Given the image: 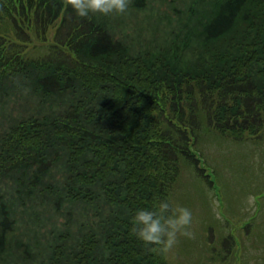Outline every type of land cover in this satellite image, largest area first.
I'll use <instances>...</instances> for the list:
<instances>
[{"label": "trees", "instance_id": "obj_1", "mask_svg": "<svg viewBox=\"0 0 264 264\" xmlns=\"http://www.w3.org/2000/svg\"><path fill=\"white\" fill-rule=\"evenodd\" d=\"M189 2L191 22L150 48L66 0H0V95L31 101L0 137V167L30 175L18 186L62 226L38 264H169L131 234L136 210L173 200L184 160L213 187L202 132L264 139V0Z\"/></svg>", "mask_w": 264, "mask_h": 264}, {"label": "rangeland", "instance_id": "obj_2", "mask_svg": "<svg viewBox=\"0 0 264 264\" xmlns=\"http://www.w3.org/2000/svg\"><path fill=\"white\" fill-rule=\"evenodd\" d=\"M135 1H143L146 6L137 8ZM189 1L129 0L123 15L89 17L104 23L114 38L128 47L152 48L157 45L152 41H160L166 32L171 34L191 22L190 9L194 5ZM30 103L26 106L17 96L4 99L0 95V137L26 116ZM197 149L214 185H207L186 160L182 161L172 199L192 210L195 238H181L167 255L169 264H264V139L234 142L213 132H202ZM58 171H51L49 178L56 177ZM6 172L0 167V225L2 219H12L14 224L0 251V264H38L41 250L48 244L44 234L56 233L62 226H57L51 216V203L28 196L27 188L18 186L17 179L25 182L30 175L21 170L14 171L20 174ZM249 195H254L256 202L244 211ZM230 235L236 242L233 245ZM28 252L35 256L30 263L25 261Z\"/></svg>", "mask_w": 264, "mask_h": 264}, {"label": "clouds", "instance_id": "obj_3", "mask_svg": "<svg viewBox=\"0 0 264 264\" xmlns=\"http://www.w3.org/2000/svg\"><path fill=\"white\" fill-rule=\"evenodd\" d=\"M78 17L90 14L123 15L129 7V0H66ZM256 202L254 195L246 198L244 211ZM193 212L171 199L155 198L151 208L137 209L131 220L130 232L148 247L150 252L168 255L180 243L181 238L194 239Z\"/></svg>", "mask_w": 264, "mask_h": 264}]
</instances>
